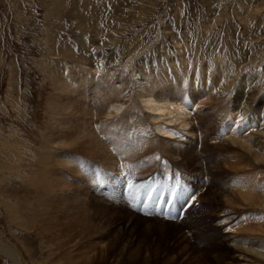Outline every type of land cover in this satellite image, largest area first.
Returning a JSON list of instances; mask_svg holds the SVG:
<instances>
[{
  "label": "rangeland",
  "instance_id": "obj_1",
  "mask_svg": "<svg viewBox=\"0 0 264 264\" xmlns=\"http://www.w3.org/2000/svg\"><path fill=\"white\" fill-rule=\"evenodd\" d=\"M209 82L204 93L219 92L213 94L214 105L221 107L206 102L193 111L182 109L188 112L182 116L175 113L177 104L171 105V115L167 108L163 113L153 109L157 100L147 105L146 96L165 94L161 87L171 86L179 97L195 93L193 84L203 92ZM151 86L156 92L149 91ZM240 102L239 110L234 108ZM149 109L159 116L155 119L158 114ZM225 110L242 116L240 123L230 122L232 129L264 143V0H0V264H246L237 257L236 229L231 228L260 222L264 229V202L239 211L207 195L238 176L250 180L256 171L261 187L264 144L261 162L229 140L215 147ZM173 113L178 122H171ZM255 115L263 130L250 125ZM185 118L196 135L187 132ZM84 122L109 149L106 162L87 156L80 143L66 148L70 134ZM187 148L205 151L204 158L176 154ZM49 153L54 159L43 168ZM236 157L246 163L244 174L223 163ZM50 170L54 179L67 181L72 195L75 187L82 192L81 203L67 209L74 215L81 208L79 220L89 215L87 227L83 219L68 227L55 210L59 224L50 222L48 206L56 200L50 190L39 189ZM124 171L134 180L133 198L150 190V200L161 191L164 203L176 190L173 202L182 195L190 220L182 211L165 219L143 211L133 198L124 199L126 183L119 177ZM167 175L177 176L183 186L165 188ZM188 184L200 200L188 199L183 188ZM248 213H258L256 220ZM259 236L238 237L263 242L264 234Z\"/></svg>",
  "mask_w": 264,
  "mask_h": 264
},
{
  "label": "bare ground",
  "instance_id": "obj_2",
  "mask_svg": "<svg viewBox=\"0 0 264 264\" xmlns=\"http://www.w3.org/2000/svg\"><path fill=\"white\" fill-rule=\"evenodd\" d=\"M208 71V70H207ZM224 71V70H223ZM211 72V71H210ZM194 73V72H193ZM203 73H205V72H203ZM214 73V72H213ZM219 73V72H218ZM225 73V72H224ZM201 74V73H200ZM223 74V73H222ZM224 75V74H223ZM161 76V75H160ZM190 76V75H189ZM201 76V75H200ZM203 76V75H202ZM208 76V75H207ZM182 77V76H181ZM180 77V78H181ZM187 77H188V75H187ZM197 77V76H196ZM195 77V78H196ZM158 78V77H157ZM179 78V79H180ZM184 78V77H183ZM210 78V77H209ZM72 79H74V78H72ZM182 79V78H181ZM211 79V78H210ZM221 79V78H220ZM255 79V78H254ZM159 80V79H158ZM151 82V81H150ZM83 83H85V85H86V82H83ZM161 83V82H160ZM196 83V82H195ZM214 83H216V82H214ZM147 84H150V83H147ZM153 84H155V83H153ZM153 84H151V85H153ZM216 85V84H215ZM155 86V85H154ZM154 86H153V88H154ZM215 87V86H214ZM216 87H217V85H216ZM151 88H152V86H151ZM153 88H152V90H149V91H155L156 92V90H153ZM177 88H179V86H177ZM193 91H195V93H185V94H183L182 96H179V97H176V96H173V94H172V87L171 86H165V87H161V92H165V94L163 95H161V96H158L159 98H157V99H153L152 97V99L150 98V99H148V96H146L147 98V100H149V102H150V104H147L149 107L150 106H152L151 104L153 103L154 104V100H157V101H159L161 104L159 105L158 103H156V104H154V105H156L155 107H153V109H155L157 112H159V110H161L162 111V113L164 112V109H168V111L170 112L169 113V115H171L172 114V107H171V105H174V104H177V107L175 108V113L176 114H180V115H187V113L188 112H185V111H183L182 109H184L185 108V110H187V111H193V110H195L199 105L201 106V105H203V106H205L206 105V102H209V105H211V104H213L212 106L213 107H219L220 105H218L217 103V106H215L214 104H215V102H216V98H215V96H213V94H217L218 95V93H216L215 92V90L216 89H214V91L212 90V92H215V93H210V91L208 92V93H210L211 95H208V93H204V92H206L207 90H210L209 88H210V82L209 83H206V86H205V91H199V87L197 86L196 87V85H194L193 84ZM148 89V88H147ZM146 89V90H147ZM150 89V88H149ZM155 89V88H154ZM182 89H183V86H182ZM250 89V88H249ZM185 90V89H184ZM217 91V90H216ZM94 92V91H93ZM109 93V92H108ZM149 93V92H148ZM100 94V93H99ZM105 94V93H104ZM103 94V95H104ZM145 94H146V92H145ZM152 94V93H151ZM105 97L106 96H108L107 94H105L104 95ZM153 96V95H152ZM156 96V95H155ZM239 96H241V95H239ZM239 99H241L240 97H239ZM145 100V99H144ZM146 101V100H145ZM144 101V102H145ZM148 102V103H149ZM146 103V102H145ZM158 104V105H157ZM225 104V103H224ZM223 104V105H224ZM114 105V107H118V108H120V106L118 105V106H115V104H113ZM117 105V104H116ZM145 105V104H144ZM146 105V106H147ZM208 105V104H207ZM222 105V104H221ZM240 105H242V103L240 102V103H237V104H235V107L234 108H239L240 107ZM202 106V107H203ZM211 106V107H212ZM109 107V106H108ZM110 107H112V105L110 106ZM123 107V106H122ZM149 107H147V108H149ZM174 107V106H173ZM210 107V108H211ZM221 107V106H220ZM146 108V107H145ZM229 108V107H228ZM233 108V107H232ZM115 109V108H114ZM229 109H231V108H229ZM113 109H111V110H109V113H110V111H112ZM117 111H118V109H116ZM150 111L152 110V109H149ZM213 110H215L214 108H213ZM212 110V111H213ZM232 110V109H231ZM239 110V109H238ZM100 111V110H99ZM160 111V112H161ZM226 111V110H225ZM230 110H228V112H229ZM106 112V111H105ZM120 112V111H119ZM151 112H154V111H151ZM156 112V113H157ZM174 112V111H173ZM107 113V112H106ZM141 113V112H140ZM155 113V112H154ZM155 113V114H156ZM167 113V112H166ZM175 113H173V121H171V122H174V120H176V118L174 117L175 116ZM216 113V112H215ZM83 114V113H82ZM114 114V113H113ZM153 114V113H152ZM158 114V113H157ZM229 114V115H228ZM227 114V111L226 112H224L223 114H222V116H224L225 115V119L222 121V135L220 136L221 138L218 140V139H214L215 141H214V143H217V145L215 146V147H217V146H221L220 144L222 143V142H225L226 140H229V141H231V142H233L234 144H236L238 147H239V149L240 150H242V151H244L245 153H247L250 157L252 156L255 160H258L257 162H261V160H260V153H261V151H262V147H261V144L263 145L264 143H259V139H249V138H247V137H251V135L249 134V135H247V136H243L239 131H238V129L237 130H235V129H232V127H231V123L230 122H233V124H236V123H240V121H242V116H240L239 115V113H237V112H235V113H233L232 111H231V113L229 112ZM107 115H110V114H107ZM111 115H112V113H111ZM120 115V114H119ZM143 115V114H142ZM165 115V114H164ZM167 115V114H166ZM220 115V114H219ZM259 115H261V114H259ZM86 116V115H85ZM157 116H159V114L158 115H156V117H155V119L157 118ZM170 117V116H169ZM185 117H187V116H185ZM122 118V117H121ZM147 118V117H146ZM175 118V119H174ZM188 118V117H187ZM221 118V117H220ZM220 118H218L219 120H221ZM153 119H154V117H153ZM168 120L167 121H170V120H172V119H170V118H167ZM179 120H180V118H178ZM178 119L175 121V122H178ZM195 118H193V120H194ZM140 120V119H139ZM147 120H148V118H147ZM191 120V119H190ZM189 119H184L183 121H182V123H184V125L186 126V125H190L191 124V122L192 121H190ZM251 126H254V127H257V131H260V128H261V124H260V122H259V120L257 119V116L255 115L254 117H252L251 119ZM109 121V120H108ZM147 122V121H146ZM106 123V122H105ZM108 123V122H107ZM162 123V122H161ZM180 123V122H179ZM86 124H87V122L85 123H83L80 127H78V128H76L75 129V131H74V133H72V134H70L71 136H69V135H64V134H62L61 135V137L62 138H68V136L69 137H71V138H68L69 139V141H67V143H65V144H67L65 147L68 149V147H73V148H75L76 147V145L78 144V143H80L84 148H85V150L86 151H84V152H86V155L87 156H89L90 158H96V159H98V160H102V162H106L109 158H110V156H109V149H108V151H107V149H106V147H105V145H103V143L101 142V139L99 140L97 137H95L96 135H94V133L92 132V130L90 131V129L88 130V126H86ZM104 124V123H103ZM109 124V123H108ZM114 124V123H113ZM80 125V124H79ZM159 125V124H158ZM188 125V127H190ZM180 126H183V124H181L180 123ZM185 126H183V127H185ZM104 127H105V125H104ZM176 127L177 126H175V129H176ZM142 128V127H141ZM174 128V127H173ZM241 129V131L242 132H245L246 131V127L244 128V126L243 125H241V127H240ZM85 129H87V130H85ZM154 129H156V128H154ZM158 130L160 129V128H157ZM164 129V128H163ZM232 129V130H231ZM54 130V129H53ZM56 130V129H55ZM261 130H263L262 128H261ZM97 131V130H96ZM160 131H162V130H160ZM168 131V130H167ZM166 131V132H167ZM165 132V130L164 131H162L161 133H166ZM187 132H189V133H191L192 135H196L195 134V132H194V130H193V128H192V126L189 128V130H187ZM262 132V131H261ZM160 133V132H159ZM167 133H169V132H167ZM260 133V132H259ZM262 133H264V132H262ZM155 134V133H154ZM204 134V135H203ZM202 134V136H206V134H207V129H205V131H204V133ZM248 134V133H247ZM158 135V134H157ZM157 135H155V136H157ZM191 135V136H192ZM210 135V134H209ZM255 135V134H254ZM107 136V135H106ZM160 136V135H159ZM168 136H171V135H168ZM176 136V135H175ZM180 136H182V135H180ZM208 136V135H207ZM167 137V136H166ZM199 135L197 134V139H199ZM60 138V137H59ZM61 138V139H62ZM100 138V137H99ZM153 138V137H152ZM155 138H157V137H154V139ZM162 138V137H161ZM205 138V137H204ZM54 139V138H53ZM60 139V140H61ZM158 139V138H157ZM160 139V138H159ZM56 140V139H55ZM153 140V139H152ZM163 140V139H162ZM162 140H161V142H162ZM171 140V139H170ZM173 140V139H172ZM205 140V139H204ZM259 140V141H258ZM53 141V140H52ZM65 141V140H64ZM64 141H62V142H64ZM104 141V140H103ZM145 141V140H144ZM157 141V140H156ZM160 141V140H159ZM220 141V142H219ZM149 142V141H148ZM164 142V141H163ZM180 142V141H179ZM49 143H50V141H49ZM69 143H71L70 145H69ZM149 143H152L151 141L149 142ZM159 143V142H158ZM165 143H166V141H165ZM213 143V144H214ZM229 143V142H228ZM227 143V144H228ZM155 144H156V142H155ZM160 144V143H159ZM207 144V143H206ZM209 144H211V143H209ZM233 144V145H234ZM107 145V144H106ZM154 143H152V146L151 147H153V149H158V148H154ZM212 145V144H211ZM223 145H224V143H223ZM222 145V146H223ZM229 145H230V143H229ZM236 145H234V146H236ZM158 146V145H157ZM156 146V147H157ZM214 146V145H213ZM232 146V145H231ZM65 147H64V149H65ZM162 147V146H161ZM168 147V146H167ZM208 147V146H207ZM210 147V146H209ZM233 147V146H232ZM78 148V147H77ZM140 148V147H139ZM145 148H148V147H144L143 149H145ZM170 148V147H169ZM236 148V147H235ZM72 149V148H71ZM143 149H141L140 148V150H142L143 151ZM151 149V148H150ZM153 149H151V151L153 150ZM163 149H164V147H163ZM193 149L194 148H192V149H185V150H175V151H177V155H178V153L180 152V153H182L183 155H185V157L187 156V155H189L188 154V152L189 153H191V154H198V157H200V159H202V158H204V156H205V151H202V152H195V153H193L192 151H193ZM264 149V148H263ZM66 150V149H65ZM75 150H77V149H75ZM111 150V149H110ZM162 150V149H161ZM161 150H160V152H161ZM166 150V149H165ZM165 150H163V151H165ZM170 150H172V149H170ZM74 151V150H73ZM144 151H147L146 149L144 150ZM150 151V150H149ZM149 151H147V153H145V154H148V152ZM166 151H168V150H166ZM195 151H196V149H195ZM237 151V150H236ZM48 152V151H47ZM110 152H112V151H110ZM141 152V151H140ZM153 152V151H152ZM152 152H151V154H152ZM156 152V151H155ZM157 152H159V149H158V151ZM156 152V153H157ZM169 152V151H168ZM174 152V151H173ZM262 152H264V151H262ZM138 153V152H137ZM142 153H144V152H142ZM167 153V152H166ZM171 153V152H170ZM47 154V153H46ZM58 154V153H57ZM113 153H111V155H112ZM130 154V153H129ZM132 154V153H131ZM158 154V153H157ZM163 154V153H162ZM168 154V153H167ZM167 154H165V155H167ZM181 154V155H182ZM204 154V155H203ZM236 154V153H235ZM235 154H233V156L235 155ZM237 154H238V152H237ZM53 155V154H52ZM150 155V154H149ZM155 155V154H154ZM153 156V155H152ZM151 156V157H152ZM168 156V155H167ZM237 156H240V153L237 155ZM116 157V156H115ZM127 157V156H126ZM125 157V158H126ZM143 157V156H142ZM169 157L171 158V157H173L172 155L170 156L169 155ZM184 157V158H185ZM251 157V158H252ZM113 158V157H112ZM135 158V157H134ZM210 158V157H209ZM227 158H229V157H227ZM263 157H261V159H262ZM54 159V156L52 157L51 155H50V153H49V155H47V156H45V159L42 161V164H43V168L44 167H46V168H48L49 166H51L50 164L51 163H49V162H51L52 160ZM56 159H58V158H56ZM126 159H128V158H126ZM125 159V160H126ZM61 160V159H60ZM254 160V161H255ZM260 160V161H259ZM44 161H46V163L44 162ZM56 161V160H55ZM55 161H53V162H55ZM59 161V160H58ZM117 161V160H116ZM115 161V162H116ZM132 161V160H131ZM146 161V160H145ZM204 161V160H203ZM225 162H223V163H225L224 165L226 166V168L227 167H232V169H235L236 170V172H240V174H244L243 173V171H242V173H241V170L242 169H244L243 167H245V165L244 164H246V163H244L243 162V160H240V159H237V157L236 158H234L233 159V161H231V162H229L228 160H224ZM57 162V161H56ZM178 162V161H177ZM176 162V163H177ZM205 162V161H204ZM203 162V163H204ZM109 163H111V162H109ZM118 163H119V161H118ZM123 163V162H122ZM124 163H126V161L124 162ZM123 163V164H124ZM202 163V164H203ZM244 163V164H243ZM121 164V163H120ZM119 164V165H120ZM249 164V163H248ZM53 165V164H52ZM58 165H60V164H58ZM217 165H219V166H221V164L219 163V164H217ZM253 165V164H252ZM54 166V165H53ZM72 166V165H71ZM121 166V165H120ZM154 166V165H153ZM205 167V165H203V168ZM224 167V166H223ZM120 168V167H119ZM229 168V169H230ZM49 169H51V168H49ZM147 169V168H146ZM152 169V168H151ZM47 170V169H46ZM54 171V170H53ZM147 171H150V169L149 170H147ZM256 171V170H255ZM49 172V171H48ZM146 172V170L144 171V173ZM244 172H246V171H244ZM46 173V172H45ZM202 173V172H201ZM204 173V177H203V175H201L203 178H205V176L207 175L205 172H203ZM251 173H253V172H251ZM256 174H259V172H255ZM48 174H50L49 175V177L48 178H46V176H45V179H40V186H39V189H41V191L43 190V191H45V193L44 194H46V192L48 191V190H50V193H51V195H52V197H53V199L54 200H56V201H54L53 202V204H49V206H48V211H47V214H50L51 213V216H50V222H57V217H55V211H60L61 213H60V216H63V219H65V220H67V224L66 225H68V227L70 226V227H72V226H74V227H77L78 225H77V223H76V221L78 222V221H82V219L85 221V223H86V221H88V220H86L88 217H89V215L87 216L86 214H84L83 212V215H82V218L79 220V219H77V216L76 215H78L79 213H80V211H81V208L80 209H75L74 210V212H75V214L74 215H71L70 213H69V208L67 209V206L69 205L70 207L72 206V203H75L76 201H78V199L79 198H81V196H82V192H80V189H77L75 186V188H72L73 190H72V192H74V194L72 195V193H70V190H68V188H66V186H67V181L66 182H63V181H59V180H57V178H55L54 179V177L52 176L53 174L51 173V170H50V172L48 173ZM200 174V173H199ZM209 174V173H208ZM250 175V176H252L251 177V179L250 180H246L244 177H242L241 178V176H238L236 179H234V180H232L231 182H230V184L228 185V183H225V184H223L222 186L220 185L219 187H217L216 189L214 188V192L213 193H208V197L210 198V196H211V198L212 197H219V199H221L220 201H223L224 202V204L226 205V204H229V205H232V204H234V205H232L231 207L233 208V207H235L236 209H240V208H242L243 209V207H245V209L246 208H248V209H250V207L249 206H252V205H257V204H261L260 203V200L261 201H263L264 202V194H261V193H263L264 192V184L260 187V184H261V181H260V179H259V177H257V175ZM79 175H81V174H79ZM124 175V173L122 172V173H120L119 174V177L121 178V180H123V182H127V180L129 179V177L127 178L126 177V175L125 176H123ZM211 175V174H210ZM88 176H89V180H91L90 182H92V180H94V176H91V173H89L88 174ZM259 176V175H258ZM77 177H78V175H77ZM167 177H168V175H167ZM166 177V178H167ZM175 177H177V176H175ZM186 177V176H185ZM173 178V177H172ZM241 178V179H240ZM174 181V180H173ZM180 182V181H179ZM178 182V183H179ZM203 185H202V187H205V184L204 183H202ZM213 184V183H212ZM212 184L210 185V186H212ZM222 184V183H221ZM81 185V184H80ZM103 181H100L99 183H98V187H100V188H103ZM180 186H183V185H180ZM198 186V185H197ZM263 187V188H262ZM150 188V187H149ZM168 188V187H167ZM170 188V187H169ZM183 188H186L185 190H186V194H188L189 195V197L190 198H188L189 200L191 199V195L192 196H195V199H194V202H196V201H198V199L197 198H199V200H200V198H202V196L200 197L199 196V194H198V192L196 191V189L195 188H192L191 186H190V184H188V185H184V187ZM208 188V187H207ZM206 188V189H207ZM84 189V188H83ZM165 189V188H164ZM176 189V188H175ZM205 189V188H204ZM82 190V189H81ZM85 190V189H84ZM183 190V189H182ZM211 190V189H210ZM209 190V191H210ZM150 191V190H149ZM149 191L148 192H146L145 191V193L143 192V194L142 193H140V194H137L138 196L136 197L135 196V198H133L132 197V195H133V193H132V189L127 193V194H125V191H124V187H123V190H122V195H123V198L124 199H130V198H133V199H131V200H133L134 202H135V205H136V203H138V207L140 208V209H142L143 211H148V210H152V212H154V214H156V215H161L163 218H165V219H172V218H175V216H177L178 214H179V212L180 211H182V195L180 194L178 197H177V199H175L176 201H174L172 204H171V207H172V210H170V215H169V217H165L164 216V208H165V203L168 201H165L164 202V204L162 205V211H160V210H158V200H159V198H160V195H161V191L159 192V193H155V196L156 197H152V199H148V195H149ZM124 193V194H123ZM43 194V195H44ZM152 194V193H151ZM171 194V193H170ZM84 195V194H83ZM86 195V194H85ZM203 195V194H202ZM77 196V197H76ZM207 197V198H208ZM88 198V197H87ZM89 199V198H88ZM187 199V202H189V200ZM82 200H84V199H81V201ZM87 201V200H86ZM89 201V200H88ZM239 201V202H238ZM76 203H78V205H79V203H81L80 201H78V202H76ZM87 203V202H86ZM243 203V204H242ZM196 204V203H195ZM77 205V204H76ZM81 205H83V202H82V204ZM86 205V204H85ZM246 205V206H245ZM68 206V207H69ZM74 206H75V204H74ZM76 207V206H75ZM82 207V206H81ZM171 207H170V209H171ZM179 207L181 208V210L179 209ZM228 206H226V208H227ZM230 207V206H229ZM230 207V208H231ZM234 209V208H233ZM52 210H55V211H53L52 212ZM68 210V211H67ZM71 211V210H70ZM234 211V210H233ZM240 211V210H239ZM190 212V210H185V212H184V214H185V216L188 218V220H190V217L189 216H187L188 214H190L189 213ZM230 212V211H229ZM235 212H236V210H235ZM46 214V215H47ZM230 214V213H229ZM228 214V215H229ZM80 215V214H79ZM78 215V216H79ZM227 215V214H226ZM232 213H231V215H229V216H225V215H223V216H225L224 217V221L225 220H227V219H229V218H232ZM258 215V213H248V217L253 221V220H256V216ZM244 217V216H243ZM256 217V218H255ZM260 217V216H259ZM61 218V217H60ZM177 218V217H176ZM223 218V217H222ZM247 217H245V219H246ZM248 218V220H250ZM45 219V218H44ZM244 219V220H245ZM220 220V219H219ZM64 221V220H63ZM251 221V222H252ZM66 222V221H65ZM247 223L249 222V221H246ZM58 224H59V222H57ZM253 223H255V222H253ZM241 224H243V222L241 223ZM240 223H239V226H235L234 228H231V229H236L235 231H236V235H234L233 236V239H232V245L234 246V248H235V251H237L238 252V255H237V257H241V259H242V261H244L246 264H253V263H256V264H258V263H260V262H264V241L263 242H261V240H259L260 242H258V243H255V242H251L250 243V241L248 242V240H246V239H242V238H239L238 236H239V234H247V233H251L252 235L253 234H260V236L262 235V233L264 234V229H263V226H262V224H260V222H259V224L258 225H248V226H245V228H241L240 227V225H241ZM62 225H63V222H62ZM61 225V226H62ZM75 225H77V226H75ZM264 225V224H263ZM79 226H80V224H79ZM82 226V225H81ZM80 226V227H81ZM243 226V225H242ZM57 227V226H56ZM62 227H64V225L62 226ZM83 227L85 228V227H87V223L85 224V226H84V223H83ZM244 227V226H243ZM82 228V227H81ZM61 229H63V228H61ZM65 230L67 229V228H64ZM71 229V228H70ZM70 229H67V230H69V232H70ZM65 230H63V231H65ZM71 230H73V229H71ZM84 231V229L81 231V232H83ZM65 232H67V231H65ZM65 232H63V233H65ZM68 232V233H69ZM66 234V233H65ZM68 235V234H67ZM259 236V237H260ZM67 237V236H66ZM246 237V236H245ZM249 239V238H248ZM254 240H257V239H255V238H253ZM1 244V243H0ZM4 246V245H3ZM232 246V247H233ZM243 262V263H244ZM242 263V262H241ZM262 264V263H261Z\"/></svg>",
  "mask_w": 264,
  "mask_h": 264
}]
</instances>
